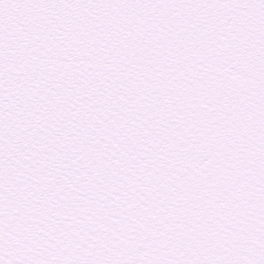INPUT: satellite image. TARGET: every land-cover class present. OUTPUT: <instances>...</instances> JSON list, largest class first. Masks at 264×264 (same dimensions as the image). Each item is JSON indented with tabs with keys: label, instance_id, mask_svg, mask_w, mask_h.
Returning <instances> with one entry per match:
<instances>
[{
	"label": "snow or ice",
	"instance_id": "obj_1",
	"mask_svg": "<svg viewBox=\"0 0 264 264\" xmlns=\"http://www.w3.org/2000/svg\"><path fill=\"white\" fill-rule=\"evenodd\" d=\"M0 264H264V0H0Z\"/></svg>",
	"mask_w": 264,
	"mask_h": 264
}]
</instances>
